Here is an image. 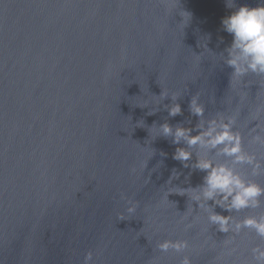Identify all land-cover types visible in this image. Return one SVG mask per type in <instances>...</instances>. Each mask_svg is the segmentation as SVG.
Wrapping results in <instances>:
<instances>
[{"label":"water","instance_id":"obj_1","mask_svg":"<svg viewBox=\"0 0 264 264\" xmlns=\"http://www.w3.org/2000/svg\"><path fill=\"white\" fill-rule=\"evenodd\" d=\"M231 11L225 0H0V264H84L89 251V264H179L184 255L251 264L250 249L264 243L254 232L225 245L229 234L209 229L195 202L186 212L187 196L164 200L168 187H195L204 173L173 159L183 145L157 136L166 121L195 126L188 105L199 93L205 118L235 115L245 149L264 156L249 143L264 76L231 84L220 57ZM173 94L182 115L170 117ZM173 169L181 175L169 185ZM254 179L264 185V175ZM128 199L138 202L132 216ZM165 239L189 248L160 252Z\"/></svg>","mask_w":264,"mask_h":264},{"label":"clouds","instance_id":"obj_2","mask_svg":"<svg viewBox=\"0 0 264 264\" xmlns=\"http://www.w3.org/2000/svg\"><path fill=\"white\" fill-rule=\"evenodd\" d=\"M225 4L232 11L221 19V27L232 36V41L224 50L227 55L221 53L220 57L233 69L231 84L242 83L244 77L249 74L264 76V0H259L256 7L248 4L237 5V0H225ZM181 15L186 24L191 14L182 12ZM203 47L207 52L206 44ZM160 96L164 99L169 95L162 92ZM178 97L179 95H171L172 103L164 105L170 117L182 115L181 105L176 102ZM188 111L199 118L194 127H185L182 122L173 126L166 121L157 127V136L171 138L170 142L174 145H183L176 147L173 159L179 161L184 168L203 172L202 183L187 188L170 186L165 191L164 200L169 201L170 193L187 196L186 212H194L195 202L198 206L195 212L205 218L209 229L215 226L216 231L229 234L224 240L225 245L232 244L235 237L245 229L254 232L264 241V212L245 215L243 218L236 215L245 210L259 209L264 205V185L254 179L264 175V156L245 149L244 136L236 127L235 115L218 112L210 118H205V106L200 102L199 93L191 97ZM262 113L264 106H257L252 117L257 123L255 127L250 128L249 143L264 147V124L260 122ZM193 132L196 134L193 135ZM131 171L135 172V168ZM180 175L181 173L173 169L168 184L171 185L172 180L179 179ZM190 175L191 173L185 176L184 183L188 182ZM127 204V215H134L138 202L128 199ZM217 207L229 214L217 212ZM118 217L125 219V213H119ZM194 219L199 220L200 216ZM191 227V223L186 225V228ZM156 247L160 252H168L171 249L181 253L189 248V242L165 239ZM235 251V248H231L228 254ZM250 251L251 264H264V243H257ZM92 258L93 253L89 251L84 257V264H89ZM179 264L193 262L189 255H184Z\"/></svg>","mask_w":264,"mask_h":264}]
</instances>
